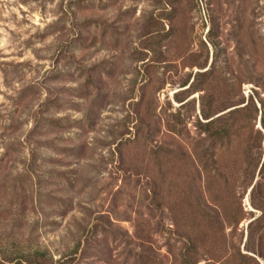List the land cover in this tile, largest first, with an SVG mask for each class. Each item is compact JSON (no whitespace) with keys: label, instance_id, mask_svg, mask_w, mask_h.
Segmentation results:
<instances>
[{"label":"rangeland","instance_id":"obj_1","mask_svg":"<svg viewBox=\"0 0 264 264\" xmlns=\"http://www.w3.org/2000/svg\"><path fill=\"white\" fill-rule=\"evenodd\" d=\"M263 161L264 0H0L4 264H264Z\"/></svg>","mask_w":264,"mask_h":264},{"label":"trees","instance_id":"obj_2","mask_svg":"<svg viewBox=\"0 0 264 264\" xmlns=\"http://www.w3.org/2000/svg\"><path fill=\"white\" fill-rule=\"evenodd\" d=\"M237 108H234V109H231V110H229L228 112L229 113H232V112H235V110H236ZM213 120L214 119H211V120H209V121H207L206 122V126H209V125H211L212 123H213ZM233 125H234V123H231V124H229V125H227V126H224L223 128H220V129H218V130H215L214 132V134H215V138H219L220 136H222V134H224V133H229L230 132V130L233 128ZM263 169V170H262ZM261 170L262 171H260V173H262L263 175H264V161H263V163H262V165H261ZM222 177H220L219 179H221ZM263 179H264V177H262ZM251 184V183H250ZM255 187V185H253L252 186V188H254ZM36 255H32V256H30L31 257V259H22V258H19V259H17L16 260V262H11L10 264H41V263H37L36 261H35V259H32L33 257H35ZM36 258V257H35ZM138 261L140 262V264H147V257L146 256H144L143 254L142 255H139L138 256ZM184 264H196L197 263V261H194V259H192L191 257H188V256H184ZM10 262V261H9ZM5 262H4V260L2 259V260H0V264H4Z\"/></svg>","mask_w":264,"mask_h":264}]
</instances>
